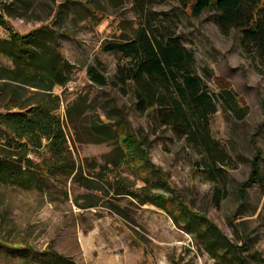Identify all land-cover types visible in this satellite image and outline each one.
Returning a JSON list of instances; mask_svg holds the SVG:
<instances>
[{"label": "rangeland", "instance_id": "obj_1", "mask_svg": "<svg viewBox=\"0 0 264 264\" xmlns=\"http://www.w3.org/2000/svg\"><path fill=\"white\" fill-rule=\"evenodd\" d=\"M2 5L16 31L42 29L44 44L57 46L71 65L69 80L55 86L53 93L59 102L55 113L65 131L64 155L74 169L44 179L41 188L0 181V264H33V255L11 250L25 246L52 248L78 264H236L225 250H218L217 261L196 231H188L193 228L183 216L182 205L208 217L233 242L241 244L239 235L244 234L248 250L243 252L255 254L251 264H264V185L252 183L242 204L237 196L253 158H264V68L240 31L222 32L212 9L195 15L177 0L154 7L153 25L179 36L192 51L194 69L210 93L215 96L226 86L241 106L248 107V115L239 119L219 100L210 117L212 136L231 156V166H225L226 196L217 202L216 184L207 171L194 170L192 163L200 157L185 137L157 126L151 114L139 112L130 93L110 84L100 87L88 78L89 65L110 81L118 62L128 61L104 46L134 35L140 19L132 0H0ZM6 36L0 25V37ZM3 63L12 66L11 60L0 56ZM11 104L0 101V113ZM111 129L121 134L119 138L109 135ZM126 133L143 143L163 180L140 160L124 156L126 149L119 142ZM27 152L34 163L50 160L42 148ZM121 177L133 191L147 185L170 196L173 190L182 204L176 200L166 210L116 194L107 181ZM86 178H100L104 186L99 203L88 208L81 206L92 194L83 184Z\"/></svg>", "mask_w": 264, "mask_h": 264}, {"label": "trees", "instance_id": "obj_2", "mask_svg": "<svg viewBox=\"0 0 264 264\" xmlns=\"http://www.w3.org/2000/svg\"><path fill=\"white\" fill-rule=\"evenodd\" d=\"M166 1L132 0L133 12L140 19L134 35L104 46L106 50L120 52L128 61L118 62L110 81L93 65H89L86 73L100 87L110 84L120 87L123 93H130L139 112L151 114L157 126H166L176 135L185 137L200 157L198 162L192 163L194 170L200 167L209 173V178L216 184L214 198L219 202L226 196L224 188L227 184L223 186L225 166H231V156L212 136L210 117L216 113L219 100L239 119L248 115V107L241 106L235 92L226 86L213 96L194 69L192 51L179 36L162 32L153 25L154 7ZM177 1L183 8L189 6L195 15L212 9L216 13L215 24L221 31H240L242 40L264 68V0ZM3 7H0V25L5 27L8 36L0 37V56L11 60L12 66L0 64V82L5 79L0 84V101L6 99L12 106L0 113V143L6 147L0 146V181L24 188H41L45 185L44 179L57 174H71L74 169L70 159L64 155L65 131L55 113L59 102L53 93L55 86L64 85L69 80L71 65L57 46L44 44L42 29L27 33L16 31L10 20L5 18ZM109 135L119 138L121 134L111 129ZM119 143L126 149L124 156L140 160L143 167L155 170L163 180L160 171L147 157L143 143L135 135L126 133ZM40 148L45 155H50L49 162L34 163L27 157V150ZM263 162L264 158L255 156L248 179L239 182L237 196L241 204L247 200L252 183L264 185ZM107 183L116 194L130 195L140 204L153 203L166 210L174 207L176 200L182 204L180 196L175 195L167 183L173 192L170 196L155 193L147 185L133 191L131 183L122 177ZM83 184L91 189L92 194L85 197L87 202L81 206L97 205L104 188L100 178H86ZM182 207L185 220L193 228L188 231H196L217 261L218 250H225L232 254L236 264H251V257L255 254L243 252L248 250L244 234L239 235L241 244L233 242L208 217L192 213L186 205ZM11 250L33 255V264H78L72 257L52 248L35 250L25 246L12 247Z\"/></svg>", "mask_w": 264, "mask_h": 264}]
</instances>
